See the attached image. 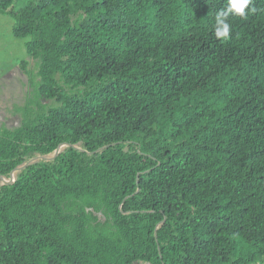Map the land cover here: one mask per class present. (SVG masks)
<instances>
[{"label":"trees","instance_id":"1","mask_svg":"<svg viewBox=\"0 0 264 264\" xmlns=\"http://www.w3.org/2000/svg\"><path fill=\"white\" fill-rule=\"evenodd\" d=\"M226 8L0 0L37 68L0 129V264H264V0L222 41Z\"/></svg>","mask_w":264,"mask_h":264},{"label":"rangeland","instance_id":"2","mask_svg":"<svg viewBox=\"0 0 264 264\" xmlns=\"http://www.w3.org/2000/svg\"><path fill=\"white\" fill-rule=\"evenodd\" d=\"M12 21L10 16L0 14V129L19 124V107L31 94L37 79L36 65L29 61L24 42L11 35ZM26 60L21 67V61Z\"/></svg>","mask_w":264,"mask_h":264},{"label":"clouds","instance_id":"3","mask_svg":"<svg viewBox=\"0 0 264 264\" xmlns=\"http://www.w3.org/2000/svg\"><path fill=\"white\" fill-rule=\"evenodd\" d=\"M252 0H227V8L217 13L215 17L214 36L222 41L230 39L231 25L227 22L228 15L234 14L240 17L246 15L245 9L248 8ZM255 9H249V12Z\"/></svg>","mask_w":264,"mask_h":264}]
</instances>
